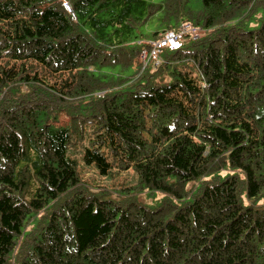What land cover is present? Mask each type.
Instances as JSON below:
<instances>
[{
	"label": "trees",
	"instance_id": "trees-1",
	"mask_svg": "<svg viewBox=\"0 0 264 264\" xmlns=\"http://www.w3.org/2000/svg\"><path fill=\"white\" fill-rule=\"evenodd\" d=\"M153 17L197 36L144 66ZM263 192L264 0H0V264H264Z\"/></svg>",
	"mask_w": 264,
	"mask_h": 264
},
{
	"label": "rangeland",
	"instance_id": "rangeland-1",
	"mask_svg": "<svg viewBox=\"0 0 264 264\" xmlns=\"http://www.w3.org/2000/svg\"><path fill=\"white\" fill-rule=\"evenodd\" d=\"M199 1V0H198ZM161 23H158L155 19V17L151 18L145 27L141 29L143 33V41H150L154 37L152 36V33L155 31L161 32L162 26ZM198 30V28H197ZM145 52L141 53L139 55V61L142 65L146 66L147 64L155 65L154 62L156 61V56L158 54L157 51L153 52L152 56H149L150 53H147V50H152V45L149 43L146 48H144ZM146 58L144 56L146 55ZM135 68L138 67V63H135L133 66ZM127 108V107H126ZM122 105H119L115 111L119 112L120 118L123 122L124 128L123 135L126 137L127 140H132L135 145H145V141L142 137L140 127L142 126V121L139 116L136 115L133 109H126ZM165 119V118H164ZM90 130L89 126L87 128V131ZM133 143H121L119 142L120 151L122 153V165L120 168L116 169L114 172H112L109 176H101L98 174V172L91 166H86L81 162V157L78 155V150L71 151V156L76 157L79 165H78V171L80 173V177L82 178V182H85L91 188L94 189H102L106 188L109 190H118L121 188H127L129 186H132L136 183V174L132 170L130 164L134 160V158H137L139 156H145L149 155L150 152L140 151ZM135 146V147H134ZM161 198L160 194H157L156 192H149L148 198L146 200V204L149 206H154L155 204L159 203V199ZM243 201L246 203L247 199L245 196H242ZM254 203H261L264 202V192L260 194L257 198L253 200Z\"/></svg>",
	"mask_w": 264,
	"mask_h": 264
},
{
	"label": "built area",
	"instance_id": "built-area-1",
	"mask_svg": "<svg viewBox=\"0 0 264 264\" xmlns=\"http://www.w3.org/2000/svg\"><path fill=\"white\" fill-rule=\"evenodd\" d=\"M69 10V8H68ZM196 28L194 26H191L190 24H184L182 25L178 30H169L165 33H161L158 35V38L150 41V44L152 45V50H147V53H150L149 56L153 55V52L157 51L159 52L161 47H168L169 49H175L180 45V39L183 33L189 31L193 37L197 36ZM145 52V51H144ZM144 56L146 58L147 56ZM157 60V59H156Z\"/></svg>",
	"mask_w": 264,
	"mask_h": 264
}]
</instances>
